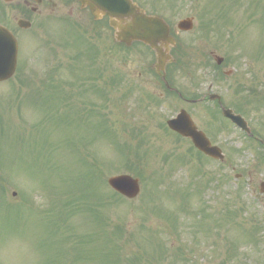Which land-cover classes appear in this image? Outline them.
Instances as JSON below:
<instances>
[{
  "label": "rangeland",
  "instance_id": "1",
  "mask_svg": "<svg viewBox=\"0 0 264 264\" xmlns=\"http://www.w3.org/2000/svg\"><path fill=\"white\" fill-rule=\"evenodd\" d=\"M171 1H177L176 4L172 5L175 15L171 16L170 12H168L165 14V18L169 20L173 29L177 30L176 24L182 18L192 16L195 19V31L187 37L184 36V39L197 40L199 24L204 22L201 14H204L206 17H213L214 11L216 13L223 8L226 9L229 16L225 20L226 22L223 20L216 21L219 26L218 31L220 29L223 31L233 30L236 32L235 42L240 39V34L242 33V52H254L255 46L260 44L264 37V0H224L221 2H219L220 0ZM70 10L71 6L65 9H57L46 19V24L42 28L39 22L36 21L28 32H24L19 37L20 57L19 69L13 79L15 85L0 84V198L2 199L0 203L3 206L6 204L11 207L13 209L11 212H22L21 215L23 217L26 216V213L28 215L31 213L35 214L34 218H29L20 224L15 221L12 222V224L18 225L12 228L2 225L0 219V264H44L45 260L50 256L55 258L56 261L59 258L53 254L60 247L70 250L67 253L69 256L60 259V261H73V257H70V255H73V250H71L73 249V240L69 243L58 245L50 241L49 238L45 239V224L48 226V219L44 221L43 214L36 215L39 211H44L49 205H47L46 200V194L49 192L47 190L48 187H51L50 190L53 189V191L61 192L68 185L73 192L75 186H77L76 179H73L76 177L70 176L67 178V181L62 183L61 175L46 169V161L34 154L36 151H43V148H41L43 139L46 143L51 142L44 138L42 132L35 129L38 122L42 120V114L33 102L29 99H24L23 95L26 94L20 89L24 88L21 81L34 82L42 80L39 74L42 75L41 72L44 67L53 66L56 69L62 64L63 66H73V57H76L78 51L76 48H71L73 21L85 29L90 24V20L88 13L80 11L77 4H73L72 14ZM250 10L251 12L255 10L256 20L253 23H249L251 12L247 13V11ZM104 35L110 37V34L106 33V31ZM107 37L106 41L104 39L103 42L109 45ZM202 44L201 42L197 47H200ZM226 45L231 47L232 44L226 43ZM84 50L85 47L82 46V51ZM140 50L143 51L141 47H133L130 56L122 54L119 50H114V68L112 69L113 72L116 70L115 67L118 68L120 72H116H119L121 77L125 76L127 79L112 92L113 95L116 94L114 96L115 99H112L114 105L111 108L114 121L120 125L128 123L137 128V130L142 131L140 138L131 137L130 135L119 137L117 145L122 149L120 145L132 141L134 144L132 146L134 148L133 151L139 149L136 151L139 156L134 154L131 160L137 164L136 168L146 177V182L143 179L141 195L137 200L130 202L126 199L118 198V202H114L112 206H110L111 204L109 205L108 211H110V216L108 227H112L113 224H120L126 228L128 226V232H131L133 237H130L127 241L107 242L104 236H100L98 240L84 243L83 245L86 246V250L90 249L91 251L95 247H106L105 253L115 246H120L121 258L123 257L124 259V263L122 264H133L127 263V261L135 255L141 258L140 263L136 262V264H187L184 258L189 260V264H191V261H194L196 264H219L220 259L214 258L212 253V255H208L205 259L199 257V253L204 252L209 247L206 243L219 240L215 234L222 233L223 228H215L214 226L217 222H220L218 220L219 214L227 209L228 202L235 207H241L243 203V207H248L245 214L237 219L238 222L245 223L255 219L260 223L259 219L264 218V199L258 195V192L254 194L260 182L264 181V163L261 164L260 169H255L258 166V161L252 154L255 152L247 149L246 140H244V136L239 131L230 128L226 135L215 140L217 145L224 149V153L228 159H231L227 149L229 146L246 148L242 150V156L239 155L232 162V167H221L219 164L211 162H206L204 163L205 165L201 166L200 162L194 158L193 160L188 158L193 163H188L183 168L181 167L183 165L173 164L172 156L177 158L186 153L184 148L187 149L188 144L177 142L176 138L162 131L159 125L168 118L175 117L179 109H186V105L180 102H175V108H172L169 102L159 107H155V104L152 105L149 101L151 96L161 95L165 97V94L158 87L157 80L148 70L149 65H151V57L148 56L150 60L145 59L144 56L140 55ZM224 53V51H220L218 55L223 57ZM187 54L191 58L190 63L198 64L203 60V57L194 50H188ZM245 58V56L242 57V60L244 59L243 64H247V67H249L250 61ZM81 63L83 67L87 66L86 61L83 62L82 60ZM244 68L246 69V67ZM251 68L261 78L264 74V58L260 62L253 64ZM230 70L232 69L225 68V71ZM177 76L178 74H176ZM197 76L204 77L202 72L197 73ZM59 77L67 81L68 84L74 83L73 72L71 73L65 66L60 69ZM189 77H191V74L188 73L180 76L177 80L179 85L181 87H190ZM234 78L236 76L228 80V85L223 84L220 89L216 90L222 95L227 105L234 98L233 90L230 87V84H233ZM250 80H252V74H250ZM209 81L204 83V85L201 82L202 91L209 86ZM11 87L14 89H11ZM34 89L31 87L30 91ZM37 91L35 93L32 91L31 95L37 99L38 95L45 96L42 92L39 93ZM259 91L264 94V87H259ZM76 108H79V106H76ZM193 117L199 127L203 128V114L197 108L194 110ZM249 119L252 122L251 116ZM53 133L55 134L51 133L50 138L57 141L60 134L57 132ZM77 137L82 138L81 136ZM87 138V150L91 154H84H86L89 161L96 159L100 163V167L104 173H106V176H109L111 173H113L111 175L129 173L118 171L121 169L118 154L114 148L115 145L107 138H105L106 140L99 141H92L88 136ZM22 141H26L27 150L21 149L23 147L21 145ZM78 141L80 142V140ZM80 145L77 144L76 148H80ZM65 149L61 145H57L53 149V163H56L58 167H63V165L64 167H68L77 161L76 151L75 156H73L69 149ZM168 155H170V158L166 160ZM38 158L40 159L38 160ZM235 165H237L236 170L234 169ZM138 169H135L136 171L134 172H139ZM247 172H250V178L253 179V182L252 180L249 182V179H245ZM238 173L244 174L245 178L242 176V180L237 179L236 174ZM77 179L83 180L79 182H87L88 180L82 176H79ZM58 180L61 185L54 187L52 183L56 184ZM173 182L175 185L179 184L182 187H186L190 183L194 185L195 183H199L197 187L193 186L196 192H207L202 195L201 200L205 209L215 215V221L212 220L210 222L211 227L214 229L211 238L207 237V229L202 230L197 225L200 220L198 214L197 216L189 217L190 219L186 216L182 217V214H179L178 208L180 203H183V205L192 210L198 211L196 206L198 199L197 197H190L185 190L181 196L175 193L170 194V186ZM207 182L211 185L208 187H212V189L205 188ZM155 185H157L156 189ZM104 188L107 192H110V189H107V185ZM14 193H17L16 197L13 196ZM105 194L113 196V194ZM185 194L187 197L183 200L182 197ZM111 208H113L112 211ZM232 209L234 210L235 208ZM6 210L8 209L6 208ZM164 216L170 219L167 220ZM71 219L73 222V218ZM89 219H91L90 214ZM4 220H8V218L5 217ZM74 222L79 234H85L88 231L92 233L98 230L95 226L91 227L92 222L90 221L81 223L79 217H76ZM142 226L146 230L159 232L162 246L174 247V254L176 256H169L171 249L162 256V253L156 247L157 245L150 240L148 241V234L145 230L143 231ZM113 229H115L114 226L111 230ZM242 234L239 231L233 230L226 235V239L229 238L232 242H241L237 243L240 245L241 251L244 253H254L255 261L259 262L261 258H257L255 253H260V251L253 252L251 249H246L244 240L246 237ZM67 236L73 238L71 234ZM262 237H264L263 234L258 236L259 239ZM201 238L202 247H199L196 253L193 254L194 241H201ZM248 262L254 264L253 259ZM86 264H92V262Z\"/></svg>",
  "mask_w": 264,
  "mask_h": 264
},
{
  "label": "trees",
  "instance_id": "2",
  "mask_svg": "<svg viewBox=\"0 0 264 264\" xmlns=\"http://www.w3.org/2000/svg\"><path fill=\"white\" fill-rule=\"evenodd\" d=\"M74 59H77V57ZM73 75L75 74L73 73ZM74 77L77 80L80 79L77 75ZM76 90L75 86H73V101L75 99ZM92 106H94V104H92ZM93 115V112H90L80 116V112L73 110V125L76 128H83L86 131L91 130L89 133L92 134L89 137L92 141H95L98 138L109 139L113 144H116L119 153L123 155L126 152V146H121L122 149H119V146L117 145L119 139L118 131L115 130L114 126H109L106 116H104L105 119H102L97 123H95L96 121L91 123L89 117L92 116L94 119L95 116ZM95 115L96 117H102L101 113L98 111L95 112ZM68 125H70V123H68ZM78 133H80V130L77 132H74L73 130V139L70 135L69 137H66V140L70 142L73 140V148L76 149L77 162L81 166V169L79 170L77 168H73V171L68 170L73 177H76L73 179H76L75 181L77 182V186H75L73 192L71 187H69L61 198L53 199L51 206L47 209V229L49 240L58 244L69 243L73 240V262L67 264H84L88 262L95 263L96 261H99L100 264H118L119 254L121 253L119 246H115L113 249H110L107 253H105L104 250L106 247H95L91 251L90 249L86 250V246L83 245L84 243H91L98 240L100 236H104L105 241L107 242L127 241L130 237H133V234L128 232V229L120 224H113L115 228L113 230H111L113 226L108 227V219L110 216L108 207L110 204V206H112L120 197L113 193H108L115 196L113 197L109 195V197L105 194V190L103 191L106 184L105 173L96 159L89 161L86 154H84L80 148H76L77 144H81L86 147L88 141L87 137H77L80 136ZM70 145L71 144H69V146ZM83 149L87 150L86 148ZM129 149L131 148L129 147L128 150ZM79 176L87 178V182H79L83 181L77 179ZM65 207L67 208L63 210ZM112 209L113 208H111V211ZM89 214L91 219H89ZM76 217H80L81 223L86 221L92 222L91 227L95 226L98 230L92 233H89V231L85 234L77 233V229L74 224V219ZM71 218H73V222ZM14 221L18 223L23 221L21 212H14L13 222ZM69 234L73 235V238L67 236ZM66 255V252L59 250L60 258L63 256L65 257ZM60 258L55 263L53 260H48L46 261V264H62ZM112 259L116 260L112 261Z\"/></svg>",
  "mask_w": 264,
  "mask_h": 264
},
{
  "label": "water",
  "instance_id": "3",
  "mask_svg": "<svg viewBox=\"0 0 264 264\" xmlns=\"http://www.w3.org/2000/svg\"><path fill=\"white\" fill-rule=\"evenodd\" d=\"M79 1L82 8L90 9L95 20L106 16L109 18V25L115 31L114 37L117 43L129 47L135 42H140L150 47L157 58V71L159 73L164 71L170 60L168 54L174 41L170 37L168 26L161 18L147 16L132 0ZM180 28L185 31L191 30V21L183 22ZM1 33H4L3 29H0V81H4L15 72L18 48L11 36L6 34L10 37L6 39L5 35ZM226 115L233 119L230 112H227ZM169 126L184 137L191 138L196 147L206 155L222 159L221 153L210 147L205 137L193 127L187 115H179L177 119L169 122ZM109 184L115 191L129 199L136 198L140 192L139 181L128 176L111 178Z\"/></svg>",
  "mask_w": 264,
  "mask_h": 264
},
{
  "label": "flooded vegetation",
  "instance_id": "4",
  "mask_svg": "<svg viewBox=\"0 0 264 264\" xmlns=\"http://www.w3.org/2000/svg\"><path fill=\"white\" fill-rule=\"evenodd\" d=\"M37 2H39V4H37ZM67 4H68V0H16L15 2H13L12 0H0V25L4 26L14 34L15 32L21 30L19 25L20 21L31 22L37 17L44 18L47 15H49L51 12L55 11L57 8H65ZM175 34L177 37L179 36L178 32H176ZM178 42L179 43L176 49H174L172 53L173 56L177 59V63L179 61H183L184 51H185L183 43H181L179 40ZM210 55L214 57L213 53H211ZM177 63H175L177 65L175 69L179 71L182 66H180L179 63L178 64ZM176 70L174 69L171 70L174 73V78L170 77L171 78V84L169 86L170 92L172 94L174 93L175 95H177L178 98L182 100V102L188 105H195L201 102H206L207 98L209 97V94L203 96H200V94H194L192 98H189L179 93L180 86L179 83L176 81V77H175V74L177 73ZM217 75H220V73L218 72ZM232 75L233 74L231 72L226 73L227 77ZM216 83H218V78L215 79L214 84ZM218 105L214 104L212 108L216 109L217 108L216 106ZM218 108L221 110L220 106H218ZM242 109L243 108L241 107L240 111H238L237 109H235V111H237L238 113L240 112L242 113ZM262 199H264V196H262Z\"/></svg>",
  "mask_w": 264,
  "mask_h": 264
}]
</instances>
